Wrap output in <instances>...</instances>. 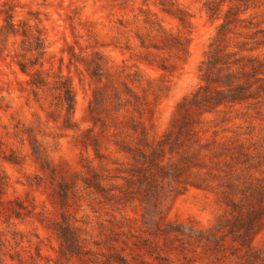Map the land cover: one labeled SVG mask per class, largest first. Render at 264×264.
<instances>
[{
  "label": "trees",
  "instance_id": "16d2710c",
  "mask_svg": "<svg viewBox=\"0 0 264 264\" xmlns=\"http://www.w3.org/2000/svg\"><path fill=\"white\" fill-rule=\"evenodd\" d=\"M155 3L162 13L189 25L188 15L177 0ZM202 10L218 24L198 66L199 85L177 102L166 130L154 139L149 138L141 117L167 95L169 82L163 75L174 73L187 57L188 36L167 31L149 9H139L134 15L135 22L142 17L143 27L133 32L134 43L127 40L124 50L138 63L163 73L155 79L137 67L110 64L99 51L85 56L71 53L68 68L80 64L90 80L88 111L94 117V127L99 128L90 146L98 168L107 173L101 174L86 160L91 179L83 181L85 189L93 190L103 203L122 206L139 202L143 232L151 238L129 233L136 250L150 255L159 252L154 239L160 238L166 248L181 253L200 249L215 262L232 258L235 264H264V242L261 247L253 245L264 230V125L257 139L251 136L255 126L247 133H240V125L235 131L224 128L233 134L231 137L219 136L218 130L233 120L264 124V0H203ZM2 13L0 37L4 41L20 38L15 64L29 77L30 92L36 100L38 91L47 93L51 107L48 116L56 119L62 115L63 123L70 125L75 110L71 79L61 71L50 75L42 70L47 49L42 30L16 22L9 11ZM30 146L42 166L40 146L34 140ZM112 154L119 158H111ZM3 159L20 163L13 154ZM108 164L114 167L108 169ZM110 181L114 182L107 185ZM7 186V178L0 177V210L16 219L28 216L31 210L18 199L4 205L2 196ZM189 188L216 197L222 213L210 227L198 228L191 222L167 218L166 203L171 204ZM51 229L59 241L58 261L65 262L62 264L89 254L81 238L84 231L74 227L67 215H61ZM114 235L127 238L122 231ZM112 240L127 245L130 239ZM5 243L0 234V264H6L7 255L13 264H38V249L26 261L17 252L8 253ZM111 250L106 264H130L115 247Z\"/></svg>",
  "mask_w": 264,
  "mask_h": 264
},
{
  "label": "rangeland",
  "instance_id": "374dc122",
  "mask_svg": "<svg viewBox=\"0 0 264 264\" xmlns=\"http://www.w3.org/2000/svg\"><path fill=\"white\" fill-rule=\"evenodd\" d=\"M177 2L188 15V26L162 13L155 0H0V12L9 11L16 22L24 21L42 30L47 47L42 70L50 75L61 71L62 75L69 76L75 99L70 125L63 123L62 115L50 118L47 93L38 91L36 100L27 85L29 77L15 64L20 38L4 41L0 37V177L5 176L8 182L2 201L6 206L8 201L18 199L31 210L28 216L16 219L8 217L1 208L0 234L6 240L8 253L17 252L28 261V257L35 256L38 249L41 256L38 264L65 263L58 261L59 241L51 229L64 214L74 227L84 231L81 238L85 239L84 249L89 252L82 258L72 257L68 264H106L107 257L113 253L111 247L119 250L130 264H235L232 258L215 262L212 256H207L200 249L195 253H181L178 249L166 248L160 238L154 240L161 250L152 255L134 249L132 242L135 239L129 233L151 238L143 232V211L139 202L122 206L103 203L93 190L85 189L83 181L91 179V173L85 167L86 160L101 174L107 173L98 168V160L90 146L92 139L99 135V128L93 124L94 117L88 111L92 89L90 80L80 64L74 63L68 68L71 53L85 56L99 51L109 58L110 64L122 66L124 63L137 67L146 77L155 79L163 73L138 63L124 50L127 40L134 43L133 32L143 27L142 17L135 22L134 15L139 9H149L167 31L187 35V57L178 64L174 73L163 75L169 82L167 95L156 105L148 107L141 117L149 138H157L166 130L177 102L199 85L198 66L218 24L202 10L203 0ZM3 18L4 13L0 14V26ZM49 80L52 81L51 78ZM236 125L242 127L240 133L250 132L251 126H255L251 134L254 139L263 134L261 125L264 124L233 120L218 129L219 136H233L223 129L235 131ZM32 140L42 150V166L32 155ZM113 149L110 147L109 151ZM12 154L19 159V164L3 159V156ZM111 158L119 156L112 154ZM112 167L106 165L108 169ZM113 182L106 183L110 185ZM166 206H169L168 219L191 222L198 228L210 227L222 213L213 194L194 188L177 196L171 204L167 202ZM121 224L124 227L119 228ZM121 231L127 238L114 235ZM112 239L130 240L124 245ZM263 242L264 230L255 237L253 245L261 247ZM122 248L124 251L120 250ZM5 261L6 264L14 263L8 255Z\"/></svg>",
  "mask_w": 264,
  "mask_h": 264
}]
</instances>
